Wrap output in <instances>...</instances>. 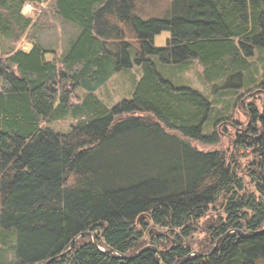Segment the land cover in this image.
<instances>
[{
  "label": "trees",
  "instance_id": "obj_1",
  "mask_svg": "<svg viewBox=\"0 0 264 264\" xmlns=\"http://www.w3.org/2000/svg\"><path fill=\"white\" fill-rule=\"evenodd\" d=\"M51 1L81 29L67 51L0 57V241L16 237L0 264H44L75 239L52 264H264V79L250 62L264 53V0H0L2 39L30 37L25 5ZM189 63L213 94L240 93L246 122L233 107L212 119L206 96L161 69ZM135 65L131 98L106 105L95 92ZM255 95L261 107L243 102ZM223 125L228 152L192 145L219 143Z\"/></svg>",
  "mask_w": 264,
  "mask_h": 264
},
{
  "label": "rangeland",
  "instance_id": "obj_2",
  "mask_svg": "<svg viewBox=\"0 0 264 264\" xmlns=\"http://www.w3.org/2000/svg\"><path fill=\"white\" fill-rule=\"evenodd\" d=\"M153 9H148V14L157 15L160 11H152ZM23 13L32 18L36 27L34 28L32 34L28 38H23L17 44H11L2 39L0 35V57L4 51L10 50L9 48L22 49L24 51H30L34 44H40L43 48L48 51H56L59 55L64 54L71 42L75 37L78 36L81 29L78 25L65 21L57 12L55 4L51 1L48 4H43L40 7L34 6L31 3L25 5ZM171 37L169 32H164L157 36L155 39V44L158 47H163L166 45L167 40ZM261 50L256 51L254 58L250 60L253 65L258 64L259 67V78L264 79V53H260ZM53 54L47 56L48 59L53 58ZM168 65L161 66L162 71L165 72L167 76L171 79H175L177 84L186 85L192 89H195L206 96L213 104L212 119L222 117L228 113L229 108L233 107L235 119L246 122L245 107L242 103L238 105L236 100L240 96L239 92L233 91H219L213 94L210 87L205 83L203 79L202 68L196 63H189L188 65ZM159 69V67H158ZM173 74V75H172ZM142 77V71L135 65L130 70H124L119 73L114 74L111 79L95 93L102 99V101L109 107H113L123 101L124 99H130L132 92L134 91L138 81ZM248 79V75H246ZM261 81V80H260ZM1 87V81H0ZM251 90V88H248ZM243 92V91H242ZM254 93V91L252 92ZM256 93V92H255ZM261 96L255 95V97H246L243 102L250 103L257 101V105L261 107ZM246 100V101H245ZM241 105V106H240ZM71 121H63L56 125V130L60 129L67 131L71 125ZM214 122L208 126V131H212V125ZM76 122L73 125H75ZM69 129V131L72 129ZM224 126L220 127V141L215 145L202 144L200 142L191 141L194 147L202 149L204 151L210 150H224L229 151L231 147L230 137L234 134L235 129L229 127L227 131ZM245 162V160H244ZM214 212V211H213ZM212 215H210L211 217ZM210 217H207L199 222L197 226L198 229L193 236V251L197 254L199 251L200 244L207 239V227L205 223ZM206 243V242H204ZM16 245V237L14 234L7 236L5 241H0V260L4 263H10L15 260V251L13 250ZM193 254V255H194Z\"/></svg>",
  "mask_w": 264,
  "mask_h": 264
},
{
  "label": "water",
  "instance_id": "obj_3",
  "mask_svg": "<svg viewBox=\"0 0 264 264\" xmlns=\"http://www.w3.org/2000/svg\"><path fill=\"white\" fill-rule=\"evenodd\" d=\"M76 240H77V239L73 240V242H72V244H71V247H70V249L68 250V252H65V253H63V254H61V255L55 256V257L51 258L50 260H48V261H47L46 263H44V264H52L54 261H56V260L61 259L62 257H64L67 253H69V252L74 248ZM218 244H219V242H218ZM218 244H216L215 249L218 247ZM149 249H151V247H150V246H147L146 248H144L143 250H141L139 253H137L136 256H137V255H140L141 253H143V252H145V251H147V250H149ZM215 249H214V250H215ZM155 250H156V249H155ZM214 250H213V251H214ZM109 251H112V250H109ZM157 253H158V255H157L156 260H157L158 263H161V255H162V251L157 250ZM119 257L122 258V259H125V257H122L121 255H119Z\"/></svg>",
  "mask_w": 264,
  "mask_h": 264
}]
</instances>
